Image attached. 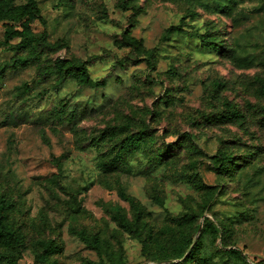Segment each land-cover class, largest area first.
<instances>
[{
	"label": "rangeland",
	"instance_id": "rangeland-1",
	"mask_svg": "<svg viewBox=\"0 0 264 264\" xmlns=\"http://www.w3.org/2000/svg\"><path fill=\"white\" fill-rule=\"evenodd\" d=\"M37 2L46 24L32 29L57 48L6 42L0 21V199L23 245H0L1 263L174 264L208 217L222 231L205 232L188 264H264V0ZM125 32L154 50L153 67ZM58 57L87 61L105 86L43 76Z\"/></svg>",
	"mask_w": 264,
	"mask_h": 264
},
{
	"label": "trees",
	"instance_id": "trees-1",
	"mask_svg": "<svg viewBox=\"0 0 264 264\" xmlns=\"http://www.w3.org/2000/svg\"><path fill=\"white\" fill-rule=\"evenodd\" d=\"M35 20H39L41 23L46 24L45 18L42 16L40 8L38 6L37 0H0V21H5L6 31H5V41L10 42L14 38H22V41L25 42H34L38 46H42L44 48H57L60 46V43H51L48 38L46 32L41 33L39 35L35 34L32 29V24ZM13 23H21L19 28L14 27ZM169 32H187L182 28L181 25H173L168 29ZM195 37L199 38L204 45L213 46L216 50L220 49V45L218 43L212 42L208 36L200 33H190ZM124 41L126 45L133 47L136 50H141L146 55V61L149 67L154 66V50L146 49L143 47V42L141 39H138L132 35H128L126 32L124 33ZM31 59L28 57H19L16 61L20 62H28ZM15 61V62H16ZM43 76H51L54 74H58L62 80L70 78L76 80L80 85L88 86V87H104L106 84V78L102 77L98 80H95L91 77L88 62L78 60L75 58H67L63 59L58 57L55 61L54 67L49 71H42ZM189 137H194L191 134H188ZM146 139V134L143 132L134 133L128 135L121 144L118 155L114 160H121L123 156L128 151H132L134 148H137L140 143H142ZM228 155L219 151L217 155V163H215V168L220 172H225L228 168ZM56 165L59 167L61 171V162L59 158L54 159ZM205 187L204 184L201 185ZM120 195L127 200L131 201L133 208L139 213L141 208L139 203L133 199L128 197L123 191H120ZM6 209V203L0 199V245L11 247L12 249L20 250L22 248V235L16 231L14 228L10 227L4 220V211ZM113 211H115L117 218L121 222V224L129 230H132V224L129 223L122 213V208L120 206H114ZM208 217H205V227L201 230V234L199 235V239H197L196 243L193 244L192 239L184 240V246L179 247V250L176 251V254L173 257L169 258H181L188 251V254L182 261H179L174 264H188L193 262L197 257L201 248V241L203 234L209 231L215 235H219L222 231L217 225L212 223L208 224ZM202 224V223H201ZM199 227V224L196 226ZM83 240L85 243L92 248H99L100 244L98 240H90L87 236H83ZM221 252L226 253L229 257L235 255L239 258H242L239 250L235 249H226L221 250ZM6 256L0 253V264ZM10 261V260H9ZM10 264V263H6Z\"/></svg>",
	"mask_w": 264,
	"mask_h": 264
},
{
	"label": "water",
	"instance_id": "water-1",
	"mask_svg": "<svg viewBox=\"0 0 264 264\" xmlns=\"http://www.w3.org/2000/svg\"><path fill=\"white\" fill-rule=\"evenodd\" d=\"M201 226H202V224H201Z\"/></svg>",
	"mask_w": 264,
	"mask_h": 264
}]
</instances>
